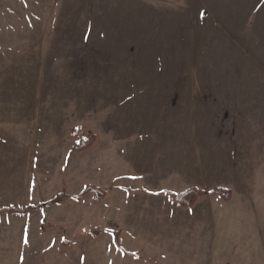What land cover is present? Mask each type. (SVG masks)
Returning <instances> with one entry per match:
<instances>
[{
  "label": "rangeland",
  "instance_id": "1",
  "mask_svg": "<svg viewBox=\"0 0 264 264\" xmlns=\"http://www.w3.org/2000/svg\"><path fill=\"white\" fill-rule=\"evenodd\" d=\"M2 1L0 18L8 21L16 8L2 6ZM127 3L96 8L99 15H92L87 7L79 18L68 15L67 24L58 30H64L59 35L69 37L0 38V94L5 100L0 111H5V116L20 112L19 116L28 117L37 128L40 122L46 126L45 115L51 119L46 132L36 131L37 138L51 137V145L46 147L54 149L55 157L64 158L68 151L70 160L56 159L59 163L53 160L52 165L48 160L51 169L41 172L45 180L34 178V185L42 181L45 195L57 193L72 200L55 206L44 219L43 232L56 241L46 246L35 241L40 220L30 215L38 207L29 206L35 209L27 214L8 212L17 211L13 205L23 206L24 198L9 184H2L0 264H61L64 255L57 241L62 237L65 246L73 240L76 243L69 264H77L71 261L78 255L79 244L80 249L94 252L93 260L83 263L79 259L81 264H126L119 260L114 242L118 227L124 229V246L143 252L147 264L157 263L156 254L161 264H235L233 252L240 247L229 246L227 252L220 243L219 229L183 232L177 226L170 229L166 222L170 212L178 213L180 208V224L195 223L191 207H183L169 192L197 185V173L190 165L196 149L205 144L213 150L215 161L222 152L218 166L222 168L208 178L206 191L197 185L198 190L212 198L217 210L219 200L215 198L221 194L214 190L236 189L240 213L237 210L233 216L234 211L224 209L222 216L239 224L241 230L234 232V238L246 233L245 225H264V165L253 160L249 149L250 161L255 163L251 166L255 188L249 195L241 194L232 169L233 163L239 167L240 155L233 157L237 154L231 149L238 139L251 143L253 128H264V52L260 53L258 39L264 34V0H156L149 6ZM48 14L41 17L49 21ZM41 27L49 30V25ZM78 32L86 37H73ZM42 34L48 33H38ZM254 82L261 87H254ZM254 91H261L260 102H253ZM13 98L15 102H7ZM93 136L99 142V152L91 150L92 146L84 155L88 149L74 152ZM220 145L221 152L217 150ZM94 154L99 156L93 161ZM255 155L258 157V152ZM88 183L107 187L110 202L100 201L105 197L95 198V192L86 193L83 200L75 199L74 194L80 195ZM128 189L140 193L128 195ZM106 204L111 210L109 206L105 211ZM134 208L141 217L159 220L141 226L132 223L138 212ZM104 218L105 229L97 227L104 246L92 250L95 237L81 225ZM245 238L253 239L248 234ZM253 247L245 248L249 264H256Z\"/></svg>",
  "mask_w": 264,
  "mask_h": 264
},
{
  "label": "crops",
  "instance_id": "2",
  "mask_svg": "<svg viewBox=\"0 0 264 264\" xmlns=\"http://www.w3.org/2000/svg\"><path fill=\"white\" fill-rule=\"evenodd\" d=\"M124 2L127 1L129 5H138V6H149V5H154L153 3H150L152 1L156 0H4L1 2L2 6L6 7H11V8H16L12 10L11 14L13 16H9L8 21H1L2 17L0 18V38L1 39H35V38H62V37H69L67 34H60V31L58 30V26L61 25L60 29H62V26L67 24V16L68 15H73L74 18H79L83 16L84 14V8H88L91 10L92 15L97 14L99 15V11H96V8L102 7V6H111L114 5L115 2ZM50 14L51 15V20L48 21L47 18L41 17L42 14ZM48 14V15H49ZM78 23V21L76 20ZM47 26L45 28H48L49 30H42L41 26ZM47 32L48 34H42L38 35V33H43ZM66 33V31L64 32ZM81 34V32H78L76 35L73 37H86L85 35ZM257 34L255 35V39L257 40ZM259 50L260 53L264 52V34L262 36H259ZM257 47V46H256ZM264 85V84H263ZM262 85V86H263ZM261 87V85H257L254 82V87ZM254 97L253 102H260L261 97V91H254ZM253 95V96H254ZM14 100V98H13ZM7 101V102H15L14 101ZM4 96L0 94V104L4 103ZM255 106H253V109H255ZM5 111H0V190L4 189L5 187L2 184H9V188L14 192L18 191V195L23 199V202H20V205L23 206H18V205H13V209L17 210H23L29 206H35L38 207L35 212H32L30 215L31 217H38L40 222L38 223V226L40 224V228H38L39 233L37 234V238L34 240L39 243L42 242L46 246H50L51 241L54 240H49L47 233H44L43 229V223L44 219H47V216H49L51 210L55 206H62L65 205L68 201H72L71 197L68 196L67 199H64L62 202L50 204L49 202L52 201L54 198L58 197L57 193L47 196L43 192L44 183L41 181L37 185H34L35 182L34 180H38L41 177V172L47 168L51 169V165L53 160L55 161V164H58L59 162H56V159H65V163L67 160H70L69 153L66 151V156L62 158L63 156H58L55 157L53 154L54 149H48L46 146L49 144L51 145L52 138L47 137L45 135L43 139L37 138V130L43 129V131H47L45 127L47 125L49 126L52 124L51 119L46 118L47 115L44 116V121L45 122V127L42 126V122L39 123V128H37L36 124L34 126H31L30 121L27 119L28 117L22 118L21 115L19 116L18 113L20 112H15L12 111L10 112L12 116H5L4 115ZM39 130V133H40ZM37 139V142H36ZM62 140V135L60 137ZM65 141V140H64ZM241 142L243 144H241ZM250 141L247 139H238L237 145L235 144L234 147L231 149L232 152L237 154L236 156L233 154V157H237L240 155V165L237 167L236 164L233 163L232 169H234L235 173L234 175L238 184L239 185V190L241 194H246L249 195L248 193L251 194V191L254 190L255 186V181L256 178L254 175H251V166L255 165V163L250 159V150L252 148V157H254V161L256 163H260L264 165V128L262 127H257L253 128L252 131V142L249 143ZM99 145V142L95 140L94 145H92L91 150H94V152H99V149H97ZM75 148V147H74ZM69 147H66V150H68ZM88 149L87 151L82 152L83 155L90 151ZM219 152H221L223 149L221 145L217 149ZM72 151V150H71ZM196 153L194 156L192 155V161L190 165V170L192 172L197 173V177L195 178V184H197L200 189L204 188V190H207L206 184L208 183V178L216 171L221 169L222 167H218L221 165V161H219L222 157V152L218 154L216 161L214 160V154L213 150L208 147L206 144L202 146V149H196ZM258 152V157H256L255 153ZM50 153V157H47ZM78 156L77 154L74 156ZM99 154H94L93 156V161L95 158H97ZM256 157V158H255ZM50 160L51 165H47L46 162ZM194 160V162H193ZM258 160V161H256ZM6 161V162H4ZM7 164V165H3ZM68 164V163H67ZM106 165V164H105ZM110 165V163H109ZM108 166V164H107ZM79 167V166H78ZM218 167V168H217ZM230 167V166H228ZM109 168V166H108ZM112 168V167H111ZM239 169L241 170L240 172ZM112 170L109 171V175L111 176ZM236 172H238L236 174ZM35 178V179H34ZM42 180H45L44 177H41ZM98 185V187H103V190H106L107 187L96 184V183H88L83 186L85 188L88 185ZM197 185H193L195 187H198ZM38 186V187H37ZM192 187V186H191ZM82 188V189H83ZM106 188V189H105ZM133 190L138 189V188H133ZM246 188V189H245ZM81 189V190H82ZM184 189L183 191H185ZM181 191V192H183ZM236 189L232 191V199L230 201H225L223 198H220L221 196H216L215 201L219 200V204L217 205V210L214 209L213 206V200L211 197L203 196V198H200L196 204L189 209L191 214L195 216V223H190L186 224L187 221L181 222L183 225L180 224L179 222V217L181 209L177 208L176 212L178 213H171L170 212V217L168 218L167 223H169L170 229L178 227L179 230L186 232L187 230H204L206 231H212V229L217 228L221 231L219 240L220 243L222 244L223 247H226L225 249L227 252H229V246L230 247H240V251H234L233 252V258L235 260V264H249V254L245 252V248L248 245H253V261L256 264H264V225L254 223V224H249L245 225L243 230H245V234L240 235L238 238H234L237 230H241L239 227V224H235V222H231L232 219H226L225 217L223 218V211L224 209L229 210V211H234L232 212L233 216H236V212L240 213V206H237V195H236ZM108 193L106 194L105 198L103 200H100L105 203L110 202V190L107 191ZM179 192V193H181ZM244 192V193H243ZM128 195H139L140 192L138 190L131 191L127 190ZM168 193V192H167ZM79 194L76 193L74 194V198L77 199V195ZM171 196V194H169ZM89 196H94V195H89ZM96 198V196H94ZM172 197V196H171ZM84 199V198H83ZM81 199V200H83ZM173 199V197H172ZM79 200V199H78ZM30 201V202H29ZM108 201V202H106ZM25 202V203H24ZM239 204V202H238ZM110 206V208H109ZM107 205L105 207V211H107V208L111 210V205ZM135 209V208H134ZM131 212L134 211L133 207H131ZM236 210V211H235ZM135 216L131 220L132 223L136 222L139 223V226L144 224L146 221L149 220V222L158 221L159 219H149L147 217H141L139 210L135 209ZM183 211V210H182ZM145 212V211H144ZM131 214V213H130ZM104 220H92L91 222H88L85 225H81V228L83 229H91L93 227H98L102 226L104 223ZM166 220V219H165ZM84 223V222H83ZM158 223V222H157ZM24 225V224H23ZM186 225L188 228H186ZM25 226V225H24ZM49 226V225H47ZM90 226V227H89ZM22 227V226H21ZM51 227V224H50ZM103 227V226H102ZM117 227V226H116ZM104 228V227H103ZM114 228V227H113ZM113 228L110 230L112 231ZM183 228V229H182ZM105 229V228H104ZM208 229V230H207ZM108 231L109 229L106 228ZM117 230L121 231V245L122 249H120L115 241V235H114V242L115 245L118 247L117 253H120L119 260L125 261L126 264H147L146 262L144 263V258L143 257V252H140L138 250L134 249H129L124 246L122 243V238L124 234V229H120L118 227ZM115 230V231H117ZM248 230V233H247ZM21 231H24L21 229ZM27 231V228L25 227V232ZM249 231L253 232V235L249 233ZM28 232V231H27ZM249 235V238L252 237L253 239H246L245 236ZM63 238V237H62ZM60 238V241L58 242L57 247L61 248L62 254L64 256L61 257V264H69V257H70V250L73 251V248H75L76 243L73 240V243L71 245H63V239ZM68 237H64V239H67ZM33 238H31L32 240ZM4 241V239H3ZM16 241V240H15ZM84 241V240H83ZM35 242V243H36ZM56 241H54L55 243ZM53 243L52 246H55ZM104 239L103 237H98L95 238L94 240H91V246L93 247L92 250L95 249V247L101 248L104 246ZM79 244L77 246V256H73L76 258H73L71 262H76L77 264L80 263L79 259H82V262L84 263L85 259L88 260H93L94 259V252L89 251V249L84 250L80 249ZM6 246H9V243H6ZM65 247V248H64ZM242 248V249H241ZM96 250V249H95ZM63 251H65L63 253ZM106 254V253H105ZM92 257V259H89ZM153 258V256H150V258ZM148 259V258H147ZM155 262L154 264H161V262L158 259V255H155ZM81 264V263H80Z\"/></svg>",
  "mask_w": 264,
  "mask_h": 264
},
{
  "label": "trees",
  "instance_id": "3",
  "mask_svg": "<svg viewBox=\"0 0 264 264\" xmlns=\"http://www.w3.org/2000/svg\"><path fill=\"white\" fill-rule=\"evenodd\" d=\"M95 142V136L87 139V140H83L80 145L78 147H76L74 149V152H81L84 151L86 149H88L89 147H91ZM88 192H95L96 193V197L98 199H103L106 196V191L105 190H99L98 188L94 187V186H88L80 195L77 196L78 199H82L84 197V195ZM215 193H219L221 194L222 198L225 201H230L232 199V190L229 188H216L214 190ZM171 194V196L173 197L174 200L178 201L183 207H192L195 205V203L197 202V200L200 197L205 196V192L202 190H198L197 187L192 186L190 188H188L187 190L181 192V193H174V192H169ZM68 196H64V197H56L54 198L52 201H50V204L53 203H57V202H62L64 199H66ZM35 208L34 207H29L26 210H8V212H13V213H30L31 211H33ZM90 233L95 237H99L100 233H99V229L97 227H93L90 229ZM115 235V241L117 246L122 249V245H121V231L117 230L114 232Z\"/></svg>",
  "mask_w": 264,
  "mask_h": 264
}]
</instances>
